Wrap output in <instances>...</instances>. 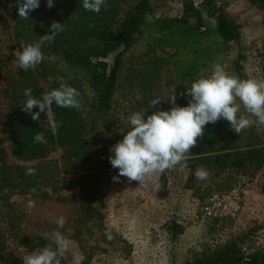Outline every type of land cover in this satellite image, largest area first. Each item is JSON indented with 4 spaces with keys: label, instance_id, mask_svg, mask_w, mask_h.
Segmentation results:
<instances>
[{
    "label": "trees",
    "instance_id": "obj_1",
    "mask_svg": "<svg viewBox=\"0 0 264 264\" xmlns=\"http://www.w3.org/2000/svg\"><path fill=\"white\" fill-rule=\"evenodd\" d=\"M182 14L179 17H159L154 13L153 0H106L97 14L87 11L79 0H55L52 8L41 0L39 8L30 12L25 19L18 14L15 0H0V28L10 20L13 22L11 39L21 47L23 43L38 41L42 35L50 34L53 21L63 23L64 30L55 39L42 47L44 60L27 71L18 68L15 77L6 83L3 94L8 101V110L3 121V140L9 146L10 154L17 161L32 162L46 159L55 149L62 151L64 171L85 169L78 180L79 199L74 217L68 228L71 238L82 244V239L94 241V248L113 246L118 238L105 226V209L102 203L106 197L103 188L95 178L104 170H113L108 159L109 149L123 138L127 123L115 118L114 102L122 69V56L135 42L145 36L147 52L153 57L150 72L156 73L160 63L171 67L172 82L190 80L194 82L203 72L210 74L211 66L224 64L230 59L231 50L239 46V26L211 0H179ZM262 14L264 27V0H247ZM146 15H151L149 22ZM205 17L212 20L211 26ZM194 20L195 25L190 21ZM264 53V45H263ZM115 54L111 64L106 59ZM160 56V57H158ZM237 56L230 71L240 79H247ZM145 76L148 77L147 74ZM61 84L75 87L79 93L81 108H61L52 105L51 122L58 125L55 132L45 124L49 117L41 113L40 120H33L22 111L24 89L31 88L36 98ZM148 93L152 90L146 83ZM86 85L90 96H84ZM149 103H145V115H150ZM33 111H38L34 107ZM229 122L224 119L205 126L204 135L197 138V144L186 154L190 179L198 167H205L214 180L222 174L235 173L246 176L260 171L264 164V146L251 127L241 131L247 140L240 144L229 138ZM43 132L46 143L34 141L36 133ZM3 150L0 149V154ZM27 168L0 164V190L16 195L42 192L40 175L26 174ZM123 180L120 178L117 182ZM264 194V186L262 188ZM217 195V194H216ZM212 195L211 199L216 196ZM65 203L66 200L59 198ZM226 217L214 219L224 220ZM171 239L183 233V227L173 223L167 227ZM248 230L228 241L194 252L184 264H264V248H253L248 242L254 234ZM111 234V239L106 234ZM24 237V246L30 250L42 248L49 243L44 236ZM123 242V241H122ZM124 243V242H123ZM22 244V242H21ZM5 244L0 239V259L5 253ZM9 264H21L18 260Z\"/></svg>",
    "mask_w": 264,
    "mask_h": 264
},
{
    "label": "rangeland",
    "instance_id": "obj_2",
    "mask_svg": "<svg viewBox=\"0 0 264 264\" xmlns=\"http://www.w3.org/2000/svg\"><path fill=\"white\" fill-rule=\"evenodd\" d=\"M216 8L226 13L240 28L241 42L232 47L230 59L224 64L225 70L231 74V63L241 57L240 64L246 78L264 79V27L262 14L247 0H211ZM198 3L199 1L196 0ZM154 13L159 17H179L182 14V3L179 0H153ZM207 26L212 20L205 17ZM195 25V21H190ZM13 22L7 20L0 28V164L34 168L40 175L41 191L47 192V198L38 194L16 195L7 190H0V239L5 244V253L0 264H9L21 257L39 250L24 246V237L49 236L53 231L63 232L72 242V251L83 257L81 264H184L191 255L204 247L222 244L232 237L248 230H254L249 239L253 248H264V164L255 174L242 176L235 173L222 174L212 180H197L189 170L179 165L165 170L157 179L161 185L157 192L153 187L143 188L137 181L113 180L118 169L104 170L95 178L106 193L102 203L105 209V226L113 233L118 242L113 246L102 245L94 248V241L82 239V244L71 238L70 222L79 199L80 186L78 180L86 172L85 169L64 171L62 151L55 149L41 161L20 162L10 154L9 146L3 140V121L8 110V99L3 94L6 83L16 75L19 65L14 56L16 50H22L11 39ZM115 54L106 62L111 64ZM160 57V56H158ZM153 57L147 52V39L141 36L135 44L122 56V69L119 74V86L114 102V116L120 122L127 123V118L140 111L145 103L159 98L157 108L170 109L168 97L175 86L176 103L186 106L191 97L190 80L172 82L171 67L158 64L156 73L150 72ZM145 74L148 75L145 76ZM151 91H145L146 82ZM84 96L90 92L83 86ZM239 103V100H237ZM148 104V105H149ZM240 114L253 121L256 120L241 105ZM52 122H46L50 127ZM262 145L264 146V125L254 123ZM229 138L240 144L247 140L245 135L236 133L231 126L227 132ZM119 178V179H120ZM216 195L211 199L212 195ZM66 200L65 203L58 201ZM230 210L234 216L229 215ZM208 208V210H206ZM63 216L65 224L58 228L56 220ZM216 220V217H226ZM176 223L183 227V233L171 239L167 227ZM124 243H123V242ZM22 242V244H21ZM72 252L59 256L61 264H73Z\"/></svg>",
    "mask_w": 264,
    "mask_h": 264
},
{
    "label": "clouds",
    "instance_id": "obj_3",
    "mask_svg": "<svg viewBox=\"0 0 264 264\" xmlns=\"http://www.w3.org/2000/svg\"><path fill=\"white\" fill-rule=\"evenodd\" d=\"M82 7L94 13H99L106 0H79ZM18 14L25 19L30 12L39 8L41 0H15ZM55 0H46V7L52 8ZM151 22L152 16L146 15ZM64 30L63 23L53 21L50 25V34L42 35L38 41L21 44L22 50H16L14 56L21 69L27 71L35 69L43 60L42 47L46 42H52L56 35ZM168 97L173 105L170 109L157 108L150 115H145L146 108L134 111L127 118L128 130L123 138L109 149L108 157L113 168L118 169V175L129 181H137L140 187L149 186L157 192L161 185L157 179L165 170L187 167L186 154L197 144V138L204 135L205 126L215 124L224 119L229 122L231 129L236 133L251 127L254 123L264 125V79H240L229 74L225 68L214 63L210 74L203 72L187 91L191 97L186 106L176 103L175 86ZM24 104L22 111L30 114L33 120H40L41 113L46 114L51 121L52 105L61 108H81L79 91L68 84H61L36 98L31 88L24 89ZM239 100V103H237ZM161 100L153 99L149 106L155 108ZM241 105L246 111L256 117V120L246 118L240 114ZM37 108L38 111H33ZM53 132L58 127L51 124ZM34 141L46 143L43 132L36 133ZM26 174L34 175L35 169L28 168ZM197 180H206L209 171L201 166L194 173ZM58 228H63L65 218L60 216L56 220ZM111 239V234H106ZM49 243L39 250L32 251L22 258L23 264H61L59 256L72 252L73 264H81L83 257L72 251L71 240L61 231L56 230L49 236L44 234Z\"/></svg>",
    "mask_w": 264,
    "mask_h": 264
},
{
    "label": "built area",
    "instance_id": "obj_4",
    "mask_svg": "<svg viewBox=\"0 0 264 264\" xmlns=\"http://www.w3.org/2000/svg\"><path fill=\"white\" fill-rule=\"evenodd\" d=\"M233 209H234V204L232 203V205H230V208H229V215L232 217L234 216V214H232V212L230 210H233ZM206 210H208V208H206Z\"/></svg>",
    "mask_w": 264,
    "mask_h": 264
}]
</instances>
